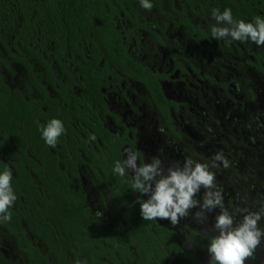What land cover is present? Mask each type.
Instances as JSON below:
<instances>
[{"label":"flooded vegetation","instance_id":"flooded-vegetation-1","mask_svg":"<svg viewBox=\"0 0 264 264\" xmlns=\"http://www.w3.org/2000/svg\"><path fill=\"white\" fill-rule=\"evenodd\" d=\"M174 8L181 9L179 5ZM199 15L213 18L185 11L191 34L159 15L163 26L155 30L157 34L143 22L147 31L135 33L137 43L129 37L127 52L150 74L160 99L155 103L145 86L114 71L101 89L106 113L100 121L113 144L119 143L121 163L130 151L136 153L138 166L159 158L165 175L169 168H182L188 159L207 165L215 176L212 190L221 192L233 227L245 215L259 213L257 227L264 232V45L230 37L216 39L211 27L203 31L194 20ZM253 18L240 21L264 20V13L255 11ZM140 32L150 39L152 61L140 52ZM96 145L94 151L101 152L99 139ZM218 154L228 161V167L215 159ZM93 170L95 175L85 168L79 184L84 208L104 227V235L94 247L70 245L63 264H89L91 250L96 264H210L208 246L219 235L214 225L221 209L206 211L199 206L207 189L201 187L194 197L199 205L172 225L166 219L143 220L140 203L148 197L133 190L130 170L125 169V176L110 177L113 190L100 171ZM82 182L92 184V189H83ZM91 202L97 205L94 210ZM198 212L203 213L199 218ZM0 231L10 237L13 249L12 254L0 250V264H57L28 231L32 247L42 257L38 262L20 250L1 226ZM245 264H264V236Z\"/></svg>","mask_w":264,"mask_h":264},{"label":"trees","instance_id":"trees-1","mask_svg":"<svg viewBox=\"0 0 264 264\" xmlns=\"http://www.w3.org/2000/svg\"><path fill=\"white\" fill-rule=\"evenodd\" d=\"M139 2L0 0V48L22 68L27 92L10 88L0 74V173L11 170L16 195L11 220L0 226L35 262L42 257L26 231L57 264H63L70 245L94 247L104 235V227L84 208L79 181L85 168L94 175L96 168L114 189L110 177L116 174L119 143L113 144L100 121L106 113L101 89L107 77L118 71L145 86L155 103L160 99L150 74L127 52L129 37L137 43L135 33L147 31L134 9ZM149 2L164 21L182 26L188 34L192 29L186 9L212 16L213 9L222 13L228 8L235 21L254 19L255 11L264 13V0ZM121 22L128 27L119 28ZM0 66L9 70L1 59ZM52 119L64 127L55 147L42 137ZM96 139L103 146L98 153L93 149L98 147ZM94 254L88 252L89 264H96Z\"/></svg>","mask_w":264,"mask_h":264},{"label":"clouds","instance_id":"clouds-1","mask_svg":"<svg viewBox=\"0 0 264 264\" xmlns=\"http://www.w3.org/2000/svg\"><path fill=\"white\" fill-rule=\"evenodd\" d=\"M145 10H151L149 0H140ZM212 16L217 25L211 29V34L216 39L230 37L236 41L250 40L256 45H264V20L257 18L254 23L234 21L231 9L226 8L222 13L213 9ZM227 25V26H223ZM64 132L63 124L58 119H52L42 129L45 142L55 147L58 138ZM137 155L128 152L123 163L117 161L113 171L125 176V169L133 175L132 188L148 198L140 203V213L143 220H168L172 225H177L181 218L186 217L189 210L199 205L194 199L201 187L207 189L203 210L211 211L220 208L221 213L216 217L215 228L219 235L211 240L208 253L211 256L210 264H245L246 259L253 256L255 249L260 245L264 232L257 227L261 219L259 213H250L243 217L242 222L233 227V216L223 208V196L220 191H213L215 176L208 170V166L195 163L191 159L185 161L182 168H169L164 174L159 158H153L151 163L143 166L137 165ZM228 167V161L222 155L215 157ZM216 165L213 164V167ZM12 173L5 169L0 173V222H9L11 213L9 209L16 200V195L11 186ZM202 212L196 213L199 218Z\"/></svg>","mask_w":264,"mask_h":264},{"label":"rangeland","instance_id":"rangeland-1","mask_svg":"<svg viewBox=\"0 0 264 264\" xmlns=\"http://www.w3.org/2000/svg\"><path fill=\"white\" fill-rule=\"evenodd\" d=\"M134 9L136 11V14L138 15L139 20H142V22H145L147 27L152 31L157 34L155 31L158 28H161L162 25V20L161 18L153 12V10H145L142 6L141 3H137L134 5ZM198 22V25L202 28L204 31L206 28L212 29L213 26H220L217 25V22L215 21L214 18L208 17L205 15H199L194 18ZM151 25H154V27H151ZM118 27H124L127 28V25L125 23H118ZM166 30H169L168 27H166ZM141 38H142V43L143 47L141 48L140 52L144 54L146 59H149V61L153 60V56L151 54L149 55V44H150V39L146 33L140 32ZM169 35H173L172 32L169 33ZM149 42V43H148ZM217 50L215 49V52ZM0 59L8 65L9 70H6L2 66H0V74L2 75L6 85H8L10 88H14L17 90H20L26 95V90H25V77H24V72L22 68L14 64L10 61V59L4 54L2 49L0 48ZM159 59V56H157V60ZM30 95V94H29ZM83 189L87 190L86 187L89 189H92V184H87L85 182H82ZM88 198L90 199L91 196L88 194ZM92 201V200H91ZM91 207L92 210H94L97 205L91 202ZM12 242L9 236H7L5 233H2L0 231V250L1 252H8L9 254H12Z\"/></svg>","mask_w":264,"mask_h":264}]
</instances>
